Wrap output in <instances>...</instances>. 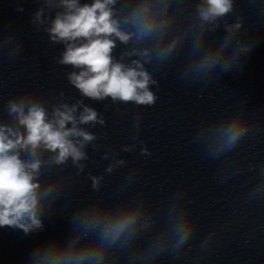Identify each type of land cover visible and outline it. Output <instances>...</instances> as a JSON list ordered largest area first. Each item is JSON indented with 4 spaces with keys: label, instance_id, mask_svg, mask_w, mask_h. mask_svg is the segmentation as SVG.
<instances>
[{
    "label": "clouds",
    "instance_id": "9594fccd",
    "mask_svg": "<svg viewBox=\"0 0 264 264\" xmlns=\"http://www.w3.org/2000/svg\"><path fill=\"white\" fill-rule=\"evenodd\" d=\"M40 5L30 19L53 45H63L56 59L73 70L66 79L80 96L112 105L153 107L158 99L160 77L173 69L187 86L207 88L223 74L241 67V58L256 47L245 26L238 4H246L264 18V0H36ZM23 12V7H17ZM54 13V15H53ZM234 17L232 22L229 18ZM223 29L222 38H212ZM24 50L15 32L0 33V56L14 61ZM0 87L3 82L0 80ZM155 89V91L153 90ZM53 103L49 104L47 98ZM2 99V98H0ZM69 99L71 102H69ZM240 101L205 120L191 143L210 162L224 166L216 173L220 184L244 174L229 156L258 134L256 116ZM117 112L119 108L115 109ZM142 113L133 120L132 144L120 151L152 153L139 139ZM104 114L75 97L66 98L40 90H25L0 106V228L21 230L25 235L44 230V218L66 211L74 198L75 184L85 176L92 193L100 194L105 177L127 166V161L106 144ZM109 161L103 173L86 171L88 149ZM238 155V153H237ZM71 169L72 171H69ZM254 173L246 191L238 197L241 210L264 204V163L249 164ZM140 178V169H129L116 187L117 197L95 195L70 214V232L37 246L26 264H159L181 260L195 253L204 259L216 244L217 233L199 243L192 200L177 189L162 205L142 191L127 195ZM59 205V208H57Z\"/></svg>",
    "mask_w": 264,
    "mask_h": 264
}]
</instances>
